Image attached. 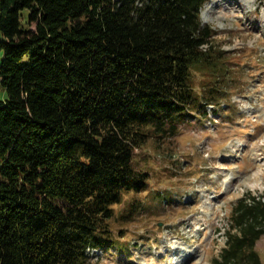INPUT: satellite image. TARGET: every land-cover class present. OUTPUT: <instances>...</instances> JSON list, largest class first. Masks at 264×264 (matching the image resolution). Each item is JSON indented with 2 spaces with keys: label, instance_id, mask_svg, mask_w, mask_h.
<instances>
[{
  "label": "trees",
  "instance_id": "16d2710c",
  "mask_svg": "<svg viewBox=\"0 0 264 264\" xmlns=\"http://www.w3.org/2000/svg\"><path fill=\"white\" fill-rule=\"evenodd\" d=\"M208 1L0 0V264H89L116 244L115 206L148 187L136 151L229 100ZM225 235L214 264H262L264 194Z\"/></svg>",
  "mask_w": 264,
  "mask_h": 264
},
{
  "label": "rangeland",
  "instance_id": "374dc122",
  "mask_svg": "<svg viewBox=\"0 0 264 264\" xmlns=\"http://www.w3.org/2000/svg\"><path fill=\"white\" fill-rule=\"evenodd\" d=\"M201 18L229 53V100L136 151L148 187L115 206L116 244L91 251L89 264H214L236 202L264 194V0H210ZM257 251L264 264V235Z\"/></svg>",
  "mask_w": 264,
  "mask_h": 264
}]
</instances>
